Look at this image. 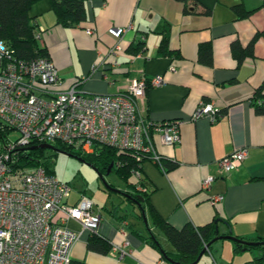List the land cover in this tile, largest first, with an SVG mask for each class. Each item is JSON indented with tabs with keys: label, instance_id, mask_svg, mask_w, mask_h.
<instances>
[{
	"label": "crops",
	"instance_id": "crops-1",
	"mask_svg": "<svg viewBox=\"0 0 264 264\" xmlns=\"http://www.w3.org/2000/svg\"><path fill=\"white\" fill-rule=\"evenodd\" d=\"M263 2L86 0L87 19L72 27L57 24L49 0H39L31 7L30 16L41 33L38 41L47 48L59 70L61 89L83 78L79 90L116 93L143 74L148 78L163 77V84L147 89L142 107L152 120H181L182 141L166 146L155 135L160 153L176 166L163 171L147 160L142 172L153 187L151 204L174 227L204 225L217 216L220 235L232 232L245 240L264 241V114L257 113L252 105L264 81ZM238 4L249 11L247 16L241 17L235 11ZM165 28L172 50L169 55L158 52ZM115 29L124 32L118 36ZM255 36L254 55L240 61L233 44L248 46ZM140 42L144 49L135 56L133 50ZM118 43L122 47L119 65L111 67L103 60ZM204 43L211 45V63L199 57ZM203 100L218 107L225 116L216 122L207 117L193 119ZM243 147L249 148V154L241 166L219 176L217 161ZM210 175L217 178L209 189H203L202 181ZM107 193L100 197L109 199L112 193ZM82 194L87 195L80 190L68 202L75 203ZM217 195L222 199L214 203L212 198ZM95 205L102 217V236L112 246L124 247L131 254L119 259L111 250L106 254L89 250L91 233L81 231L80 225L71 221L69 227L80 231L72 260L89 264H173L151 243L149 220L147 227L135 216L123 218L125 211L118 206L108 218L102 213L106 206ZM152 229L162 247L171 250V243L156 232L159 229ZM251 259L250 251L236 252L233 240L227 236L216 240L196 264H249Z\"/></svg>",
	"mask_w": 264,
	"mask_h": 264
},
{
	"label": "built area",
	"instance_id": "built-area-1",
	"mask_svg": "<svg viewBox=\"0 0 264 264\" xmlns=\"http://www.w3.org/2000/svg\"><path fill=\"white\" fill-rule=\"evenodd\" d=\"M114 32L120 36L124 30ZM36 38L41 39L39 31ZM120 51L118 43L103 61L117 67ZM81 81L61 89L62 78L50 57L17 59L0 41V129L8 130V139L0 143V264H70L80 231L68 224L74 221L81 231L97 234L102 222L91 197L82 194L75 203L68 202L73 191L70 182L59 180L44 166L15 168L13 149L33 141L56 140L86 153L110 147L134 152L138 160L148 156L164 171L165 157L158 150L155 135L166 146L182 141L181 120L155 121L142 107L147 89L163 84L162 76L148 78L143 74L116 93L84 92L77 88ZM224 116L218 107L203 100L193 119L207 117L216 122ZM15 131L18 137L14 139L11 135ZM248 154L249 148L243 147L219 159V176L237 170ZM132 176L137 182L141 172L133 171ZM216 178H204L202 188L209 189ZM221 199L217 195L212 201ZM111 252L119 259L131 254L119 245H113Z\"/></svg>",
	"mask_w": 264,
	"mask_h": 264
},
{
	"label": "trees",
	"instance_id": "trees-1",
	"mask_svg": "<svg viewBox=\"0 0 264 264\" xmlns=\"http://www.w3.org/2000/svg\"><path fill=\"white\" fill-rule=\"evenodd\" d=\"M37 1L39 0H0V41H3L17 59L30 60L42 56L50 57L47 48L41 46L36 38V24L30 16L31 7ZM49 2L51 3L52 10L55 12L57 24L64 27H72L82 24L87 19L86 0H49ZM234 9L241 17L249 14V11L245 10L242 4L234 6ZM162 34L163 37L160 41L158 52L161 55H169L172 50L169 48L167 28L162 30ZM255 40L256 36L245 47L237 42L233 44L234 54L240 61L247 55H254ZM144 46L143 42H140L135 47V50H133V55L136 56L140 50L144 49ZM177 54L179 55V52ZM199 57L204 62H212V48L209 43L200 45ZM80 80H83V78H80ZM252 105L255 107L257 113L264 114V81L256 90L252 98ZM7 134L8 130L3 131L0 129V143L8 139L6 137ZM40 143L44 142L33 141L31 145L13 149L11 157L15 162L12 165L15 168L44 166L48 172L55 174V170L52 168L53 155L46 154V149L33 148ZM53 143L60 150H64L70 155L85 160L93 167L95 166L104 175H107L110 165L113 164L111 172L115 171L125 182V187L121 190L129 195L117 194L124 197L125 200L137 209L132 214L137 219L144 221L143 211L146 213L149 220V229L151 228V243L160 249L162 256L171 260L173 264L194 263L205 245L220 235L216 230L220 222L217 216L204 225L195 226L192 223H187L181 228L174 227L161 217L150 202L153 187L142 172L143 163L150 160L148 156H144L138 160V155L134 152H121L110 147H103L100 153H86L74 149L71 145L60 140H56ZM175 164L174 161H168L164 158V171L175 167ZM156 165L159 167L158 164ZM136 170L141 172V177L137 182L132 176V172ZM111 185L115 187L113 184ZM108 192L110 194L114 193L112 190ZM128 214V212H125L123 218L127 217ZM152 227L159 229L163 233L173 246L171 250H166L162 247ZM227 236L233 240L236 252L250 251L252 253L250 262L253 264H264V241L245 240L234 236L232 232H229ZM243 241L254 242V244H245ZM87 247L89 250L106 254L110 252L112 245L101 233H97L91 234ZM70 264L89 263L82 260H72Z\"/></svg>",
	"mask_w": 264,
	"mask_h": 264
},
{
	"label": "rangeland",
	"instance_id": "rangeland-1",
	"mask_svg": "<svg viewBox=\"0 0 264 264\" xmlns=\"http://www.w3.org/2000/svg\"><path fill=\"white\" fill-rule=\"evenodd\" d=\"M11 136L14 139L17 138L18 132H12ZM46 154L53 155L52 168L55 170L56 177L61 181H68L71 183L73 187L71 193L72 197L75 196L78 191L82 190L85 191L94 202L98 203L99 207L103 208L106 206V209H102V213L108 218L114 210V206H118L120 211L128 212V217L130 219L133 217L132 214H134V211H137V209L121 195L114 192L109 199L100 197V194L104 195L109 189L96 169L88 162L77 156L56 152L51 149H46ZM105 179L109 184H113L115 188L122 189L125 187V182L115 171L105 175ZM156 232H159L161 236L163 235L159 230H156Z\"/></svg>",
	"mask_w": 264,
	"mask_h": 264
},
{
	"label": "water",
	"instance_id": "water-1",
	"mask_svg": "<svg viewBox=\"0 0 264 264\" xmlns=\"http://www.w3.org/2000/svg\"><path fill=\"white\" fill-rule=\"evenodd\" d=\"M33 148L51 149V150H54V151H56V152L65 153V154L70 155L68 152H66V151H64V150H60L59 148L55 147L54 144H53V143H50V142L40 143V144L34 146ZM82 160H83V159H82ZM84 161H85V160H84ZM90 165H91V164H90ZM112 167H113V164L110 165L107 174H109V173L111 172ZM94 168H95L96 171L98 172L99 176L103 179V181L105 182V184H106V186H107V188H108L109 190H112V191H114V192H116V193H120V194H123V195H129L128 193H125V192L122 191L121 189H119V188H115V187H113L111 184H109V183L106 181V179H105V175L102 174L101 172H99V170H98L95 166H94ZM140 198H141V197H140ZM135 201H137V200L135 199ZM143 216H144V222H145L146 226L148 227V218H147V215H146V213H145L144 211H143ZM216 230H217V232H219V227H218V226H217V229H216ZM223 237H227V236L219 235V236H217L216 238H214L211 242L207 243V244L205 245L204 249L202 250V252L200 253L198 259H197L194 263H191V264H196V263L201 259V257L206 253V251L210 248V246H211L216 240H218V239H220V238H223ZM243 243H245V244H249V243L254 244V242H247V241H243ZM249 264H253V263H249Z\"/></svg>",
	"mask_w": 264,
	"mask_h": 264
}]
</instances>
